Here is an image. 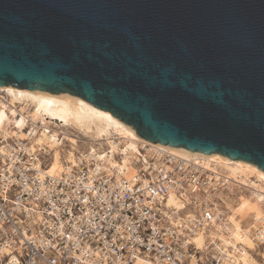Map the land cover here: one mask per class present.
<instances>
[{
  "label": "water",
  "instance_id": "obj_1",
  "mask_svg": "<svg viewBox=\"0 0 264 264\" xmlns=\"http://www.w3.org/2000/svg\"><path fill=\"white\" fill-rule=\"evenodd\" d=\"M4 85L264 171V0H0Z\"/></svg>",
  "mask_w": 264,
  "mask_h": 264
},
{
  "label": "built area",
  "instance_id": "obj_2",
  "mask_svg": "<svg viewBox=\"0 0 264 264\" xmlns=\"http://www.w3.org/2000/svg\"><path fill=\"white\" fill-rule=\"evenodd\" d=\"M39 123L26 122L24 138L14 122L0 129V264H235L240 245L217 236L229 238L221 172L140 142L126 175L113 163L126 152L115 139L113 149L75 148L53 176L50 154L31 142ZM170 192L182 208L166 204ZM251 237L264 264L260 220Z\"/></svg>",
  "mask_w": 264,
  "mask_h": 264
},
{
  "label": "bare ground",
  "instance_id": "obj_3",
  "mask_svg": "<svg viewBox=\"0 0 264 264\" xmlns=\"http://www.w3.org/2000/svg\"><path fill=\"white\" fill-rule=\"evenodd\" d=\"M0 93H4V95L0 94V129L9 122H14L16 135L24 138L27 136L23 131L26 122H40L31 142L43 148L52 157L47 173L53 176L59 175L63 157L72 159L74 149L81 138L84 139L82 142L86 147L92 148L94 142L99 145L104 142L111 149L115 147L114 140L118 139L125 145L126 152L121 163L116 161L113 163L126 175L135 173L134 166L129 165V156L138 151V143L148 142L151 147H159L185 161L199 162L208 170L219 171L229 184L235 183L238 188L249 190L250 195L241 194L237 197L231 216L224 198L218 195L222 200V208L227 214L226 230L229 238L227 239L222 231H218L217 236L226 245H240L236 255L229 253L235 257L232 259L233 263L258 264L252 255L256 246L250 231L258 220L264 228V171L255 164L231 159L219 153L203 154L182 147L152 143L137 136L131 126L114 117L110 112L101 110L68 92L51 93L45 90H27L4 85L0 86ZM166 204L179 209L182 208L183 203L178 195L170 192ZM246 219H251V222L243 224ZM193 240L200 246L203 236L198 234Z\"/></svg>",
  "mask_w": 264,
  "mask_h": 264
},
{
  "label": "rangeland",
  "instance_id": "obj_4",
  "mask_svg": "<svg viewBox=\"0 0 264 264\" xmlns=\"http://www.w3.org/2000/svg\"><path fill=\"white\" fill-rule=\"evenodd\" d=\"M82 135V134H80ZM74 138V136H73ZM75 140V139H74ZM84 139L81 138L78 142H77V146L76 148H85L86 147V144L83 143ZM67 148V147H65ZM52 161V157H51V160ZM228 190H222L218 193V195L220 194V197H223L224 200H225V203L226 205L228 206V209L230 211V216L232 215V210L234 209L235 205H236V202H237V197L239 195H244V196H247V195H250V192L249 190L247 189H242V188H238L235 183L233 184H229L228 185ZM242 189V191H241ZM251 222V219H246L245 221H243V224H247V223H250ZM250 236H251V231H250ZM232 256L233 259H235L234 255L233 254H230ZM252 255L253 257L258 261V257L255 256V254L252 252Z\"/></svg>",
  "mask_w": 264,
  "mask_h": 264
}]
</instances>
